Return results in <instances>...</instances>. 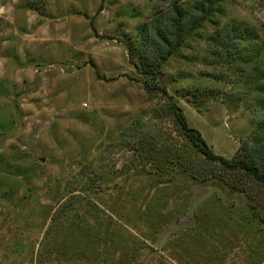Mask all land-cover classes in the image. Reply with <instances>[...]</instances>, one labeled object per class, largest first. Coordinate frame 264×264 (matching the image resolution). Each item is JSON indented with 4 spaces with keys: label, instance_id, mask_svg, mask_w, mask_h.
<instances>
[{
    "label": "rangeland",
    "instance_id": "obj_1",
    "mask_svg": "<svg viewBox=\"0 0 264 264\" xmlns=\"http://www.w3.org/2000/svg\"><path fill=\"white\" fill-rule=\"evenodd\" d=\"M201 2L62 3L48 46L23 26L53 23L43 4L16 26L0 2V264H264V179L207 159L172 108L264 177V0Z\"/></svg>",
    "mask_w": 264,
    "mask_h": 264
},
{
    "label": "trees",
    "instance_id": "obj_2",
    "mask_svg": "<svg viewBox=\"0 0 264 264\" xmlns=\"http://www.w3.org/2000/svg\"><path fill=\"white\" fill-rule=\"evenodd\" d=\"M220 1L222 0H204L205 5H206L205 8L202 2L197 4L196 7L198 11H203L205 15L206 14L210 15L213 11H215L214 8L216 4H218ZM170 5L174 13V16L172 17V22L175 28L174 41L173 42L170 41L167 33L161 34L159 31H157V36L159 37V40L161 44L164 46V50H165V51L162 50L159 62L165 60L168 57V55H170L175 50V48L181 43V40H182L181 30L184 24V21H183L184 14L182 13L181 7L175 1L171 2ZM203 9H205V11ZM200 22H201V18L195 19V22L193 23L192 27L194 28L197 27L200 24ZM133 65L135 69L137 70V72H139L142 75V83L146 91L154 92L155 90H157L158 82H153V81L150 82V80H148L151 78L152 74H150L148 70H143L144 68L138 69L135 63H133ZM154 79L156 80V78ZM162 91L164 95H167V92L166 90H164V88ZM172 108L179 118V124L184 134L194 144V146H196L205 155L207 159L217 160L226 167L246 169L247 171L255 175L257 178L264 179V177H261V175L257 171V168H255L253 165L245 164L241 162L240 160H236L234 158L227 159V158H224L223 156L213 153L212 150L207 145L204 138L202 137V135L200 134V132L196 128L189 126L187 124V121L182 113L181 108L177 106L175 103H172Z\"/></svg>",
    "mask_w": 264,
    "mask_h": 264
},
{
    "label": "crops",
    "instance_id": "obj_3",
    "mask_svg": "<svg viewBox=\"0 0 264 264\" xmlns=\"http://www.w3.org/2000/svg\"><path fill=\"white\" fill-rule=\"evenodd\" d=\"M3 0H0V2H2ZM70 0H38V2L40 4H43V10L45 11L46 14H50V16H52V20L53 23H51V25H48L47 27L45 26V22L43 21L41 23L40 18L41 19H46V15L42 14H38V25L36 26L35 24H28L26 21L23 20V26L26 29H29V32L25 34V36H30L29 39H27V45L30 44L32 41V38L34 36H37V43H44L45 45L49 44H53L55 40H57L58 38V26L59 23H56L55 20H59L60 19V15H58V7L59 5H61L62 3L68 4V5H73L74 7L77 8V6L83 5V7L85 6V3L87 2V0H72V3L69 2ZM24 2H26V0H5V3H11L13 5V14H14V20L16 21V26L20 25V22L22 23V11L19 9L20 6H22V4H24ZM82 10H85L82 9ZM86 11V10H85ZM68 22V35H70L71 33H73L79 26L78 21L73 19L72 17H69V19H67ZM99 21V19L97 18V22ZM95 22V21H94ZM90 23V25L97 27L98 28V24L96 25L95 23ZM34 26V28H33ZM58 27V28H56ZM96 28V29H97ZM31 32V33H30ZM32 37V38H31ZM69 46H75L74 43H72V41L69 40ZM48 46V45H47ZM75 48V47H74Z\"/></svg>",
    "mask_w": 264,
    "mask_h": 264
}]
</instances>
